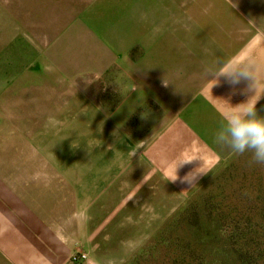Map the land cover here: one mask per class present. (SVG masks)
Listing matches in <instances>:
<instances>
[{
    "label": "crops",
    "instance_id": "0c3cea01",
    "mask_svg": "<svg viewBox=\"0 0 264 264\" xmlns=\"http://www.w3.org/2000/svg\"><path fill=\"white\" fill-rule=\"evenodd\" d=\"M0 39L31 41L27 48L37 49L32 55L74 56L65 66L49 65V71L59 73L58 85L51 86L57 87L54 104L69 100L82 107L70 109L89 112L91 128L100 127L104 132L97 134L106 135L103 174L57 177L61 185L55 187L47 177L23 178L24 190L68 197L62 201L66 208L56 240L28 246L25 254L36 264L127 261L130 247L142 242L139 234L124 242L130 217L147 214L145 207H154L164 194L167 203L149 213L154 216L149 230H156L163 214L175 211L229 156L237 158L214 142L225 102L235 107L256 90L264 93V0H0ZM218 61L250 65L253 79L242 76L232 83L226 76H208L207 69ZM113 69L134 86L111 111L71 82L81 74L101 76ZM60 73L71 82L67 91L59 85ZM209 80L217 83L212 87ZM147 102L159 113H150L148 131L132 140L131 120ZM256 108L264 116V94ZM182 162L177 179L170 181ZM196 170L206 174L189 184L184 178ZM141 219L137 232L145 230ZM78 253L86 259L73 262ZM12 254L17 257L18 251Z\"/></svg>",
    "mask_w": 264,
    "mask_h": 264
},
{
    "label": "rangeland",
    "instance_id": "374dc122",
    "mask_svg": "<svg viewBox=\"0 0 264 264\" xmlns=\"http://www.w3.org/2000/svg\"><path fill=\"white\" fill-rule=\"evenodd\" d=\"M26 43L31 41L0 39V264H36L25 254L31 250L28 246L55 241L66 208L63 194L24 190V177H47L48 185L55 187L61 185L57 177L73 179L105 171L100 163L106 158V135L97 134L104 131L91 128L89 112L70 109L82 107L69 100L54 104L57 87L51 86L58 85L59 73L51 68L50 72L49 65L65 66L75 57L32 55L37 49ZM60 75L62 90L75 82L108 111L134 86L116 69L101 76L81 74L71 82ZM153 111L159 113L147 102L131 120L132 140L148 131ZM93 142L99 146L93 147ZM167 201L162 194L154 207H145L147 214L130 217L124 242L127 237L132 242L136 234L142 242L136 249L130 247L122 264H264V166L251 163L250 153L229 156L226 165L175 211L163 214L156 230H149L154 218L149 213ZM142 217L145 230L137 232ZM15 250L17 257L12 254Z\"/></svg>",
    "mask_w": 264,
    "mask_h": 264
},
{
    "label": "clouds",
    "instance_id": "9594fccd",
    "mask_svg": "<svg viewBox=\"0 0 264 264\" xmlns=\"http://www.w3.org/2000/svg\"><path fill=\"white\" fill-rule=\"evenodd\" d=\"M232 7H234L233 4ZM225 68L226 70H222ZM207 71L208 76H226L230 78L232 83H237L242 76L251 77L253 79V77L249 75L251 66L247 64L233 67L227 65L226 61H218L213 66L209 67ZM210 82H213L212 87L217 83L215 80ZM262 94L258 95L256 90L255 95L248 99L247 102L241 103L235 107L225 102L227 106L226 112L222 115V124L214 135V142L216 144L226 145L232 153L236 155L250 153L251 163L259 166H264V116L259 115L256 104ZM183 163L185 162L176 165L173 175L170 177V181H175L177 179V167ZM199 173L204 172H198L196 170V173L189 174V176L184 179L191 184Z\"/></svg>",
    "mask_w": 264,
    "mask_h": 264
},
{
    "label": "built area",
    "instance_id": "2783aa9c",
    "mask_svg": "<svg viewBox=\"0 0 264 264\" xmlns=\"http://www.w3.org/2000/svg\"><path fill=\"white\" fill-rule=\"evenodd\" d=\"M85 259H86V255H84V254H80V253L75 254V255H73V257H72V261H73V262H81V261H83V260H85Z\"/></svg>",
    "mask_w": 264,
    "mask_h": 264
}]
</instances>
